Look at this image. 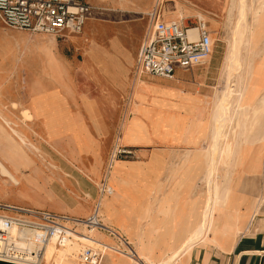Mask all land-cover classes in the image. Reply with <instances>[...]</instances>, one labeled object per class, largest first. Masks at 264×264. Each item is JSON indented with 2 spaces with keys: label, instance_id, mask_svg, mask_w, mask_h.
<instances>
[{
  "label": "crops",
  "instance_id": "crops-1",
  "mask_svg": "<svg viewBox=\"0 0 264 264\" xmlns=\"http://www.w3.org/2000/svg\"><path fill=\"white\" fill-rule=\"evenodd\" d=\"M249 14H251V22L247 17L249 27L242 32L244 38L240 44L239 57L235 60V64H232V67L237 69L230 79L228 72L223 70L227 39L231 35V29L227 27L228 34L224 39V51L219 62L223 85L213 97L208 122L195 116L194 86L185 84V79L181 77L182 68H175L171 77L148 75L141 78L144 83L150 85L153 94H141L145 96V101L139 102L135 99L139 106L136 112L138 118L134 114L130 115L129 118L133 117L134 120L125 126L124 136L120 128V133L119 130L115 132V114L118 113L114 105L115 98L121 97L127 90L130 93L135 78L129 81L127 72L136 57V52L134 54L130 51V48L122 41L120 27L115 24L110 30L107 26L97 27L94 30L81 28L75 35L76 42L73 43L76 53L70 56L64 52L56 54L60 66L58 80L46 74L47 81H41L38 77L20 75L17 61L5 59L7 62L3 63L4 60H0V159L11 172H14L11 165L16 164V161L8 156L14 152L11 147L28 144L49 147L48 149L57 153L58 157L73 163L82 179L81 194L76 204L70 207H59V210H49L72 216H85L91 212L89 207L94 193L92 182L94 183L96 179L100 182L106 171L109 153V151L107 153V144L113 140L114 143L134 147L135 156L129 159H117L120 162H114L112 165L109 184L113 192L111 195L110 193L102 195V198L105 197L107 201L101 202L99 213L102 218L103 211L110 209L108 217L102 221L127 239L133 248L135 246V250H131L139 254L144 264H162V261L174 251H179L180 245L186 241L190 231L199 222L207 194L212 197V189L216 188L214 176L217 169L214 174L208 176L206 166L211 160V135L214 129L217 130L216 120L212 116L214 102L218 98L224 99L229 107L231 118L227 121L225 116V121L218 128L219 130L221 128L223 134L220 138L222 140H219L221 147H219L218 164L223 156L225 145V148L230 150L232 169L229 170L230 175H227L215 195L227 186L230 197L226 200L225 195L220 203L218 199L215 204L210 201L204 235L195 243L179 251L172 264H264V110L259 111L262 106L264 108V37H260L264 34V10L254 9ZM252 24L254 29L251 28ZM211 30L215 33L217 26H213ZM106 34L108 35L103 39L102 37ZM250 45L251 53H248ZM1 46L0 40V50ZM210 54L205 61L209 59ZM241 62L246 63L241 64ZM35 83L47 90L35 92L30 89ZM55 84L58 85L57 93L49 90ZM137 85L135 81L134 86ZM20 87L23 88L20 89ZM137 88L140 89L139 86ZM227 88L230 90L229 94ZM184 90L192 95L185 93ZM226 96L228 99L225 98ZM33 98H53L54 102L33 103ZM13 101L17 105H11ZM24 108L31 114L29 118L23 117ZM255 108L258 109L260 116L254 130L248 135L244 131L247 127H245L242 113L245 109ZM137 120L140 125L139 139L128 136L132 127L137 125L135 122ZM227 124H235L231 137H228L225 129ZM69 125L75 129V140L73 128L69 129ZM12 129L17 135L19 134L25 144L19 142V137L12 132ZM181 131L188 132L187 140L182 135L178 137ZM200 137L206 139L205 146L201 147L202 151L205 149L206 155L202 160L203 170L200 176L204 185L200 196L205 198L201 205L197 203L195 205L193 188L185 185L184 176L188 168L179 169L178 147L187 146L186 151L188 147L192 148L191 153H185L181 161L186 162V167L192 166L201 154L198 148ZM168 145H170L171 153L165 155L164 148ZM78 146L87 148L79 150ZM152 147L161 154L162 168L150 177L152 184L147 183L146 187L135 190L129 189L126 184L127 177L134 171L133 169L141 168L142 163H148L146 160ZM247 147L248 150L245 151ZM105 153L106 158L101 167ZM135 157L142 161L134 160ZM167 162H170L169 170L165 169L164 164ZM120 168L124 169L122 173L118 172ZM163 177L171 179L169 184L164 185L156 180ZM208 178L211 179V183L207 182ZM118 180H122L124 188L139 201H143L141 203L144 204L147 200V218L150 220L137 234L135 245L128 240V233L118 225V219L120 215H124V212L121 210L115 218H112L116 212L115 203L122 200L119 199L116 202L110 198L117 191L114 185H117ZM83 190L86 191V195L82 194ZM161 195H171V205L170 202H162L158 208L163 197H160ZM112 209H114L113 212ZM168 217L178 219L177 229L170 236L172 242L170 244V241L166 242L163 239V230L167 226ZM131 219L133 215H128L126 221L130 222ZM96 232L107 237L108 239H105L107 243L116 244V238L113 235L101 229H96ZM158 244L161 245L160 248H157ZM156 248L160 252L159 255L155 251ZM104 255L105 253L102 258ZM106 255L111 264H135L128 258L119 257V254L108 252ZM56 259L62 260L64 264H72L62 254L56 252L47 253L41 262L49 264L46 261Z\"/></svg>",
  "mask_w": 264,
  "mask_h": 264
},
{
  "label": "rangeland",
  "instance_id": "rangeland-1",
  "mask_svg": "<svg viewBox=\"0 0 264 264\" xmlns=\"http://www.w3.org/2000/svg\"><path fill=\"white\" fill-rule=\"evenodd\" d=\"M92 5V8L89 11V15L87 16L82 30L85 28L95 29L100 28L102 26H107L110 30L112 25H117L120 27V37L122 41L130 48L134 54L137 53V49L140 43L141 38L143 37V32L146 29L147 25V16L145 13L150 11L151 9H155L164 14L165 17L171 18H179L178 16H186L188 19L185 20L186 24H191L193 20L192 16L196 13H200L201 16L206 19L209 34L212 41V51L210 57L204 63H201L197 66L188 69H182L181 77L185 79V84L194 86L193 93L195 95V116L198 118H203L208 122L209 117V109L211 103L213 101L214 95L219 91L220 87L223 85V78L220 74V59L224 51L225 42L224 39L227 36V27H229V22L226 17L227 7L226 0H84ZM250 5V12L254 9L264 10V0H246ZM181 9H180V7ZM249 12V13H250ZM175 16V17H174ZM248 19L251 22V14L247 15ZM225 24V25H224ZM213 26H217V31L213 33L211 30ZM251 28L254 29V24L251 25ZM264 31V29H263ZM77 33L73 32H65L62 35L56 36L50 33H33L25 30H19L14 28H8L4 26L0 22V40L2 43L0 50V60H4L3 63L7 62L8 59L13 62L18 63V70L20 75L30 76V77H38L39 80L47 81L48 77H51L55 80H58L60 75V66L56 54L58 52H64L67 56L74 55L76 53V48L74 46V42H76ZM102 35L103 39L107 36ZM260 37H264L262 34ZM251 45L248 47V53H251ZM137 48V49H136ZM14 54V56H13ZM7 61H6V60ZM134 60V59H133ZM139 73V74H138ZM45 74L47 76H45ZM138 75V76H137ZM152 74H148L144 71H140L136 68L135 60L132 63V66L127 72V78L130 81L134 79V83L136 81V85L134 83L132 85V89L129 93L125 91L121 97L115 98V107H117V112L115 114V132L117 133L120 126L123 131L128 123L133 122L134 118H129L130 115H136V112L139 110L138 104L135 102V99L140 101H145V96L143 95H152V89L149 84H146L142 81L143 76H148ZM139 77L141 79V83H139ZM140 87L137 88V87ZM150 87V88H149ZM23 87H20L22 89ZM30 89L35 92H42L47 90L42 85L35 83ZM49 90L55 91L57 93L58 85L55 84L50 87ZM185 93L192 95L190 92ZM143 97V98H141ZM130 98V100H128ZM142 99V100H141ZM136 100V101H137ZM53 101V98H33V103L39 102H49ZM11 105H17L16 102H11ZM262 108L259 111H263ZM126 112V115L124 113ZM229 107L226 113V117L229 119ZM23 117H30L31 114L28 113L27 109L22 110ZM258 109H245L242 113V117H244L245 127H247L244 131L248 135L254 130V127L257 125L258 117ZM123 117H125L123 119ZM136 118L138 116L136 115ZM225 118V117H224ZM136 126L132 127L128 136L131 135L134 138L139 139V130L140 125L138 120L135 121ZM232 124V123H231ZM227 124L225 127L228 137L232 136L234 125ZM208 125V123H206ZM73 128L74 140H75V129L72 125L68 127ZM208 128V127H207ZM253 128V129H252ZM236 130V129H235ZM183 136L185 140H187L189 134L188 132L181 131L178 135ZM19 136V134H18ZM127 136V137H128ZM20 137V136H19ZM126 137V138H127ZM21 138V137H20ZM169 138V137H167ZM121 139V138H120ZM119 139V141H120ZM123 139V137H122ZM22 141H24L21 138ZM25 142V141H24ZM206 139L200 137L198 142V148L201 150L202 146H205ZM114 141L110 144H107V153L110 151ZM23 148V149H22ZM49 147L46 146H32V145H23V146H12L11 149L14 151L8 156L11 157L12 160L16 161V164L12 163V168L14 172H11L5 163L0 159V164L5 168L6 172L3 173L0 168V202L10 203V204H18L20 206H29L36 208H44V209H53L57 210L59 207L66 206H74L76 201L78 200V196L81 194V177L79 173H77V167L68 160L64 158H60L57 156L53 150H49ZM80 149H86V146L77 147ZM103 149V148H102ZM139 149H141L139 147ZM187 146H179L178 154L180 158V162L178 163L179 169L185 170L188 168V171H185L186 174L184 178H186L185 185L193 188L194 191V204L201 205L205 196H200L203 192V183L201 179V174L203 167L202 160L205 158V149L201 150V154L199 155V159L192 166L186 167V162H181L184 154H190L192 151L191 147H188V151H186ZM224 153L218 164V168L216 165L217 172L214 176V180L217 185L216 188L212 189V198L213 203L220 199L222 202L226 195V200L230 197L228 195L229 187L225 186L219 194H216L218 191V187L223 184V181L230 175L229 170L232 169L231 165V157L230 150L223 146ZM49 150V151H48ZM248 150V147L245 151ZM23 153V154H22ZM171 153L170 145L164 148V154L169 155ZM197 153V152H194ZM245 153V152H244ZM151 155V156H150ZM160 152H156L155 148H151L149 152V156L146 161L148 163H142V167L138 169H133L132 173L127 177V186L131 190H135L138 188H143L148 184H152L151 176L158 173V171L162 168V163L160 160ZM103 157V155H102ZM139 157V156H138ZM138 157L133 158L136 161H142L136 159ZM106 158V153L103 157V163ZM129 159V158H124ZM17 161H20L19 163ZM86 161V160H85ZM87 162V161H86ZM120 162V161H115ZM188 163V161H187ZM165 169H170V162L165 163ZM234 167V166H233ZM207 169V166H206ZM215 169V170H216ZM124 169L120 168L121 172ZM114 172V171H113ZM112 172V173H113ZM141 172V173H140ZM102 173V169H101ZM99 175V174H98ZM88 179L92 180L89 176ZM99 179L93 184L94 193L92 197V203L89 207V211H92L94 202L98 196L97 184ZM157 181H161L162 184L167 185L170 182V178H159ZM117 185H114V188L117 189L116 192L112 194L110 197L113 201H118L116 204V212L112 218H115L117 213H120L121 210L124 212V215H120L118 219V225L124 229L128 235V240H130L133 245H135L137 234L139 231L144 228L147 222L150 220L148 217V206L147 200L144 201V204L141 203L143 201H139L133 194L129 193L127 189L124 188L122 180L117 181ZM96 183V184H95ZM227 188V193H226ZM225 192V194H224ZM83 195H86V191H82ZM161 195L160 197H162ZM155 197V195H152ZM224 197V198H223ZM109 198V199H110ZM114 198V199H113ZM223 198V199H221ZM160 199V198H159ZM158 199V203H159ZM102 201H107L105 197L102 198ZM219 201V200H218ZM162 202H172L171 195H165L160 200L159 207ZM113 204V202H112ZM105 205V204H103ZM111 205V204H109ZM158 206V204H157ZM59 210V209H58ZM109 210L106 209L103 211L102 218L103 220L108 217ZM66 211L68 210H60ZM101 212V209L99 210ZM114 209H112V212ZM128 215H133V219L130 222L126 221ZM111 218V219H112ZM167 226L164 227L163 230V239L166 242H169L172 236V233L177 229V217L171 219L168 217ZM190 221V220H189ZM149 225V223H148ZM147 225V226H148ZM147 228V227H146ZM187 229V227L185 228ZM215 231V228H213ZM156 231V229L154 230ZM213 231V232H214ZM167 235V236H165ZM154 237H157L154 235ZM99 239L105 241L108 239L100 234L98 236ZM125 239V238H124ZM212 239V238H211ZM127 241V239H125ZM84 242V241H82ZM206 242V241H205ZM86 243V242H84ZM129 243V242H128ZM172 243L171 241L169 244ZM80 244V245H79ZM162 245V243L160 242ZM130 247H132L131 243H129ZM158 244L157 248H160ZM82 246V243H77V248ZM156 248L157 255L160 254L158 249ZM104 257L100 260L99 264H111L106 255L107 250H104ZM137 254V253H136ZM137 256L140 258L139 254ZM119 257H123L119 255ZM126 258V257H123ZM168 258V257H167ZM166 258V259H167ZM72 264H82L79 260H76L72 257H66ZM141 259V258H140ZM158 259V258H157ZM156 259V260H157ZM53 264H64L62 260L56 259L55 261L50 260ZM140 261L143 262L141 259ZM164 260L162 261L163 264ZM42 264V262H41Z\"/></svg>",
  "mask_w": 264,
  "mask_h": 264
},
{
  "label": "built area",
  "instance_id": "built-area-1",
  "mask_svg": "<svg viewBox=\"0 0 264 264\" xmlns=\"http://www.w3.org/2000/svg\"><path fill=\"white\" fill-rule=\"evenodd\" d=\"M92 5L84 0H0V22L10 28L56 36L81 30ZM147 26L140 40L135 65L148 74L171 77L175 68L188 69L203 63L212 49L206 19L194 15L186 24V16L165 17L158 10L147 13ZM135 156L134 147L114 143L108 153L106 171L97 185L98 196L93 209L85 216H72L44 208L0 202V260L16 264H40L44 245L52 242L61 246L73 240L82 243L78 250L80 261L99 264L104 248L84 239H93L92 229H101L116 238V250L132 254L131 247L121 235L106 225L97 211L99 199L111 192L106 182L108 169L114 159ZM27 236L38 245L26 249L18 240ZM122 240V242H121ZM86 243H84V242Z\"/></svg>",
  "mask_w": 264,
  "mask_h": 264
},
{
  "label": "bare ground",
  "instance_id": "bare-ground-1",
  "mask_svg": "<svg viewBox=\"0 0 264 264\" xmlns=\"http://www.w3.org/2000/svg\"><path fill=\"white\" fill-rule=\"evenodd\" d=\"M182 1H185V0H182ZM226 7H227L226 17H227V20L229 22V25L228 26L231 29V32H230L231 35L227 39V50H226V54L224 56L225 57L224 58L225 61H224L223 70H226L228 72V78L230 79L231 76H232V74L234 73L235 69H237V68L232 67V64H235V60L239 57L240 44H242L243 38H244L242 32L244 31L245 28L249 27V26H247V24H248L247 23L248 22L247 21V15L250 12V5L248 4V2L246 0H226ZM195 15L201 16L200 13H196ZM178 17H180V16H178ZM247 36L245 37V39L247 38ZM245 42H248V40H245ZM244 57H245V55H244ZM240 58H242V57H240ZM242 63L245 64L246 62L245 63L244 62H241V64ZM229 64H231V65H229ZM236 66H238V65H236ZM239 67H241V66H239ZM243 71H244V69H243ZM227 72H225V73H227ZM239 78H240V76L238 77V79ZM227 90H228V92L226 90L225 91L229 94L230 90L228 88H227ZM228 94H226V95H228ZM225 98H227V96ZM128 100H130V98ZM213 108L214 109H213V115L212 116H214V118L216 120V123H217L216 124L217 125L216 129L217 130L214 129V131L212 132V135H211L212 136V143H211V147H210V150H211V160L207 164V172H208L207 175L208 176H210L211 174H214V171L216 169V165L218 164V154H219V150H220L219 147H221L219 145V143H220L219 140H220L221 136L223 135L222 132H221V128H220V130L218 128H219L220 124L225 121V118L224 117L226 115L225 112H227V110H228V106L225 103L224 99L218 98L216 100V102H214ZM229 113L230 112H228L227 114H229ZM230 118H231V116H229V119L227 118V121H230ZM231 121H233V120H231ZM120 130H121V126H120ZM120 130H119V133H120ZM12 132H14L16 134V131L14 129H12ZM19 142L25 144V142L22 141L20 137H19ZM115 161H117V159H114L113 160V162L111 164V167L108 169V173L106 175L107 184L109 186H110V184H109V175H110V171L112 169V165L114 164ZM0 168H1V170H2L3 173H7L6 170H5V168L1 164H0ZM210 180L211 179L208 178L207 179V182L209 183ZM110 188H111V192H110V195H111V193L113 192V189H112L111 186H110ZM224 194H225V192H224ZM223 198H221V199H223ZM212 200H213V198L211 197V195L207 194V196H206V202L204 204V207H203V210H202V213H201L199 222L190 231V233L186 237V241L183 244L180 245L179 251H182L184 247L189 246V245L195 243L197 240H199L200 238H202V236L204 235L205 229H206V225H207L208 209H209L210 201H212ZM218 200H219L218 203H220V199L219 198H218ZM101 202H102V197H100V199H99V205L97 207V211L98 212L100 210L99 208H100ZM26 232H27V229H23L22 231H20V233H24V235L26 237L25 238H22V239L20 238L18 240L19 244H22V246H25L26 249H28V250H31V249H34L35 250V249H37L38 245L36 243H34L31 239H29V237L27 236V233ZM89 233L93 236V239H84V241L90 242V243H92L94 245H98V246H100V244H102L103 246H105L104 250L106 249L107 250V253L110 252V254L111 253L119 254V255H121L123 257H126V258L132 260L135 264H144L142 261H140L141 260L140 259L141 257L139 258L137 256V254H136L135 251L131 250L132 251V254L123 253V252H121L119 250L114 249L113 247H116L114 244H109V243H107V241H103V240L99 239L98 236H100V234L98 232H96V229L90 230ZM115 233L119 236V233L118 232L115 231ZM121 242H122V240H121ZM76 246H77V242L76 241H73V240L67 241L65 244H63L61 246H55L52 242H48L47 244L44 245V248H43V251H42V255H41V260H44V258H45V256H46L47 253H49V252H56V253L62 254V256L64 258H66V257H72V258L80 261V259L78 257V248ZM179 251H177V252L174 251L170 256H168L167 259L164 260L163 264H172L174 262L175 257L177 256V253H179ZM46 262H48L49 264H53V262H51V261H46ZM80 262L82 264H86V263H84L82 261H80Z\"/></svg>",
  "mask_w": 264,
  "mask_h": 264
},
{
  "label": "water",
  "instance_id": "water-1",
  "mask_svg": "<svg viewBox=\"0 0 264 264\" xmlns=\"http://www.w3.org/2000/svg\"><path fill=\"white\" fill-rule=\"evenodd\" d=\"M0 264H16V263H10V262H5L0 260Z\"/></svg>",
  "mask_w": 264,
  "mask_h": 264
}]
</instances>
